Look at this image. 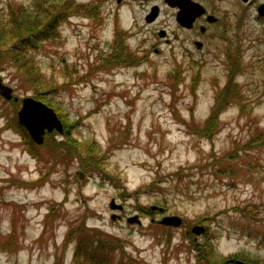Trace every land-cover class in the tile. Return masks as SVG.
<instances>
[{"label": "rangeland", "instance_id": "rangeland-1", "mask_svg": "<svg viewBox=\"0 0 264 264\" xmlns=\"http://www.w3.org/2000/svg\"><path fill=\"white\" fill-rule=\"evenodd\" d=\"M202 2L230 28L224 38L216 23L219 35L195 48L196 31L164 0H0L3 12L39 9L57 27L56 41L29 51L34 76L0 67L18 99L0 94V264H90L86 254L96 264H197L207 239L217 260L264 264V141L251 142L264 132L263 20L243 0ZM66 11L77 14L56 22ZM36 93L68 136L52 130L38 144L18 122L20 99ZM218 95L206 137L198 128ZM218 160L232 172L215 174ZM164 215L180 225L160 223Z\"/></svg>", "mask_w": 264, "mask_h": 264}, {"label": "trees", "instance_id": "trees-1", "mask_svg": "<svg viewBox=\"0 0 264 264\" xmlns=\"http://www.w3.org/2000/svg\"><path fill=\"white\" fill-rule=\"evenodd\" d=\"M38 1L40 3V0ZM9 10H10L9 13L0 10V67L3 66L4 64L7 65V63H10L16 69L23 71L26 77L34 76L38 71L36 69L37 64L35 65L34 59H32V56L29 54V51L39 47L38 41L40 42H47L49 40L56 41L57 40L56 24L53 23L52 18H48L46 19L45 22H43L44 21V19L42 18L43 12H41L39 9L32 10L26 7L23 8L22 6H14V7L9 6ZM76 14L77 13L75 11H66V13L57 16L56 22L67 19L69 15H76ZM228 76L232 80V75L230 74V72L228 73ZM31 82L37 84V87L39 88L42 87L44 80L41 75L39 79L32 80ZM233 90L234 89L232 87L231 88L228 87L225 90L226 92L223 93V98L225 99L231 98L232 100V97H234L237 92ZM35 97H37V99L39 100L42 99V101L44 100L47 103H51L48 100H46L45 97L41 95V93L39 94L36 93ZM222 104L223 103L219 101V95H218L217 103L212 108L211 114L204 122L205 124L203 125L202 128H198L199 133L206 135V137L207 136L210 137L213 134V132L215 131L214 128L217 125V117L220 111V106ZM11 125H12L11 121L6 122L5 128H10ZM13 130H15V132L18 133L20 137H22V141L26 143L25 147L27 151L31 154L37 155L38 152H36L37 148L35 147V144L31 142L28 133L24 130L21 124H18L17 122L14 123ZM64 134L68 136V133H64ZM262 141H264L263 131L256 132L251 138V142L253 143V145H256L254 142H256L257 145H261L263 144ZM236 157L237 154L228 152V158L230 160L233 159L235 160ZM215 164L217 165L216 167H213V171L217 175L219 173L227 174L229 172H232L230 170L228 171V164L221 165L224 164L221 162V160H218ZM139 209L142 211L141 214H146V212H148L147 214L152 213V209H147V210L144 208H139ZM207 219H208L207 217L202 218L201 222ZM191 235L192 234L190 232L189 233L183 232V237L188 236V238L191 241L189 247L191 249L193 248L194 250H197L196 245H194L195 240L193 238H190ZM165 239L169 241L170 235L168 237H165ZM10 242L12 243V241ZM207 245H208V239L206 242H202L201 244L202 248H200V250L196 254L197 264H234L235 263L237 254L234 255V257L223 258L220 261L217 260L215 257H213V254L211 253V249L207 247ZM74 254H75L74 255L75 259L77 261L79 254L77 255L76 252H74ZM84 258L86 261H89L90 264H96L93 260L89 258V254H86ZM203 260L204 262H202ZM104 262H106V260H104Z\"/></svg>", "mask_w": 264, "mask_h": 264}, {"label": "water", "instance_id": "water-1", "mask_svg": "<svg viewBox=\"0 0 264 264\" xmlns=\"http://www.w3.org/2000/svg\"><path fill=\"white\" fill-rule=\"evenodd\" d=\"M168 5L178 8V12L176 14L175 20L179 23V25L190 28L194 18L200 16L201 13L204 12L202 6L196 2L191 0H164ZM244 1V0H243ZM151 13L146 17V20L152 19L157 14V8L152 7ZM161 34H164L161 31ZM0 94L6 100L13 99L17 101V97H12V89L4 82L0 77ZM21 106L19 108L17 120L21 123L26 131L29 133L30 138L37 142L38 144L42 143L43 136L46 132H52V130L57 131V133L62 134L64 130L61 120L58 119L55 110L52 107H49L42 100H36L33 97H24L20 99ZM114 201L111 203V207L113 206ZM154 206H152L153 209ZM163 211V208L159 209ZM136 217L128 218V222L135 220ZM160 223L167 226H179L181 223V218L176 215H164L160 220ZM192 231L196 234H200L204 231L203 226H192ZM235 264H246L240 259L235 260Z\"/></svg>", "mask_w": 264, "mask_h": 264}, {"label": "flooded vegetation", "instance_id": "flooded-vegetation-1", "mask_svg": "<svg viewBox=\"0 0 264 264\" xmlns=\"http://www.w3.org/2000/svg\"><path fill=\"white\" fill-rule=\"evenodd\" d=\"M191 1L196 2L199 5H201L202 9L204 10V12L201 13L200 16H197L194 18V21L192 22V25L190 28L183 27L188 31H191V30L196 31V38L192 39L194 47L202 48L203 44L205 45V41L202 40L204 35L207 37H212V36L217 37L219 35L217 34L216 30H214V25L216 23H219V26H221V29L224 32V34L223 33L222 34H223V37L225 38V36H227L226 33L230 27L227 26L226 23L222 22L220 17L216 15L215 13L216 6L212 4L211 7H208V5L203 3L202 0H191ZM243 2L246 3L247 9L249 11H252L253 9L254 12L252 13V16H254L257 20L260 18L263 20L261 25H262V28H263L262 31L264 34V0H244ZM171 7L175 9L176 14H177L178 8L173 7V6ZM210 28L214 30L212 33L211 32L209 33ZM223 37L221 36V38Z\"/></svg>", "mask_w": 264, "mask_h": 264}]
</instances>
